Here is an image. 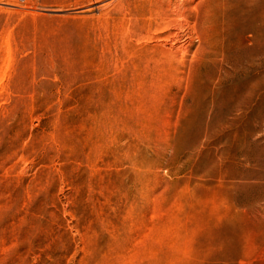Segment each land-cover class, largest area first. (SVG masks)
<instances>
[{
    "label": "rangeland",
    "instance_id": "1",
    "mask_svg": "<svg viewBox=\"0 0 264 264\" xmlns=\"http://www.w3.org/2000/svg\"><path fill=\"white\" fill-rule=\"evenodd\" d=\"M0 264H264V0H0Z\"/></svg>",
    "mask_w": 264,
    "mask_h": 264
}]
</instances>
